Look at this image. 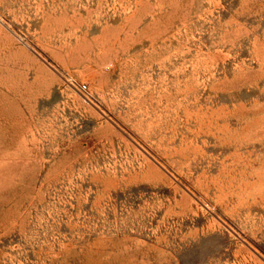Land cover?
<instances>
[{
    "label": "rangeland",
    "instance_id": "374dc122",
    "mask_svg": "<svg viewBox=\"0 0 264 264\" xmlns=\"http://www.w3.org/2000/svg\"><path fill=\"white\" fill-rule=\"evenodd\" d=\"M0 264H264V0H0Z\"/></svg>",
    "mask_w": 264,
    "mask_h": 264
}]
</instances>
